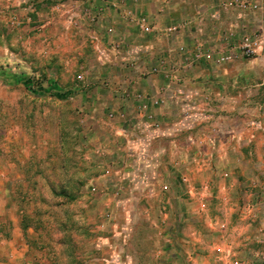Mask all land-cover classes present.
<instances>
[{
	"label": "rangeland",
	"instance_id": "374dc122",
	"mask_svg": "<svg viewBox=\"0 0 264 264\" xmlns=\"http://www.w3.org/2000/svg\"><path fill=\"white\" fill-rule=\"evenodd\" d=\"M98 1L0 0V243L22 222L35 264H134L153 230L165 264H264V40L240 53L245 33L264 36V0H147V36L108 33L111 5L82 31L69 21ZM145 41L147 64L125 52ZM160 57L169 71L149 73ZM178 87L198 91L206 115L181 130ZM143 102L159 127L136 142ZM215 218L226 228L211 229Z\"/></svg>",
	"mask_w": 264,
	"mask_h": 264
},
{
	"label": "built area",
	"instance_id": "2783aa9c",
	"mask_svg": "<svg viewBox=\"0 0 264 264\" xmlns=\"http://www.w3.org/2000/svg\"><path fill=\"white\" fill-rule=\"evenodd\" d=\"M136 0H133V2L131 3L133 6H125V2L126 0H112L111 2H109L108 0H101L100 3L95 5V12H92L89 9H84L81 10V14H75V12H70L71 11V7L69 8V21H73V24L75 25L76 28H78L79 30H83L86 29V24H97L99 21H103L104 16L106 15V9L105 6L107 5H111L114 10L119 12V17L122 20V22L124 24H131L134 27H136L140 33L142 34H147V31H151V27L149 26V21L147 20V14H145L144 12H138L136 10V8L134 7L135 5H137V3L135 2ZM235 5L240 9H248L250 8V2L248 0H230V1H225L223 0L222 2H217V6H222L223 9L227 8L229 5ZM57 9H59V6H56ZM262 8V7H261ZM264 8V6H263ZM216 14L214 13L213 16H215ZM190 22H188L186 19H182L179 21H176L174 23H171L166 30L170 33H179L180 31H182L187 25H189ZM105 29L106 31L109 33H114V31L116 30L115 27V23H107L105 25ZM91 37L92 39L95 40V50L99 56V58L101 57H105V49L102 45L101 40H99V38L97 37L96 33L94 31H91ZM227 38V36H224ZM264 40V36L263 34L258 35V33L256 34V32L253 33L252 37H248V35L245 33L240 41V53L242 56H252L254 55L258 49H260L262 47V42ZM123 43V42H122ZM199 45H201V43L197 42V45H195L196 48V52H195V56L199 57L202 52L199 49ZM115 46V45H113ZM117 47H121V43L117 42L116 44ZM115 46V47H116ZM184 47V46H183ZM182 46H180V49L183 48ZM128 54H133V57H136L138 60H141L143 56L144 58L147 57V46L144 45H140V46H135L133 48H128L126 51ZM205 55V58H209L211 56V53L207 52ZM228 57L224 56V55H220L217 57V61H224L226 60ZM168 67H167V62L164 58H159V59H155L154 62L150 65L149 68V73H159V72H167ZM141 71L147 75V66L145 68H142ZM169 71V70H168ZM78 79H83V74H78L77 75ZM174 78L176 79V83H178L177 81H180L181 78L174 76ZM184 90H182L180 87H178L176 89L175 94L179 95L181 94L182 99L186 102L183 105H178L179 109L181 110V113L178 115L177 120H181V124L180 127L176 126L177 123L175 124V129H183V128H187V126L185 125L184 121H199L202 120L204 117H206V115H204L203 113L200 112V108L198 105V91H195L193 96L191 91L186 92L185 95L183 94ZM143 100V99H142ZM159 103V100L157 98L151 100V104L153 105H157ZM146 109H147V102H143L141 104V108L140 111L142 112V117L144 118V121L141 120V122L143 125L142 128V132H139V136L136 139V142H145L147 140V138H150L152 131H157L156 129L159 127V124L157 123H147V118H151L152 116L150 114L147 115L146 113ZM147 124L150 126L152 125L151 128H147ZM194 126L193 124L190 126L192 127ZM139 127V126H138ZM170 129V128H169ZM148 132V133H147ZM161 133H166V132H161ZM188 139L190 141H193V137L191 135H188ZM209 141H212V138L209 137L208 138ZM147 146L141 147L140 149H144L146 150ZM230 264H250V260H238V259H233Z\"/></svg>",
	"mask_w": 264,
	"mask_h": 264
},
{
	"label": "crops",
	"instance_id": "0c3cea01",
	"mask_svg": "<svg viewBox=\"0 0 264 264\" xmlns=\"http://www.w3.org/2000/svg\"><path fill=\"white\" fill-rule=\"evenodd\" d=\"M101 1V0H100ZM100 1H98V3H100ZM132 0H126L125 4L126 3H131ZM139 5V4H138ZM136 6V9L137 7H139V11L140 12H146L147 14V0H144V2H142V4L140 6ZM110 7V5H107L105 6V9L107 7ZM135 7V6H134ZM114 9V8H113ZM107 12V10L105 11ZM116 17L118 18L119 16V12L117 11V14H115ZM118 15V16H117ZM104 17H107V14L104 16ZM105 23V25L107 23H115L117 24V26H119L121 28V26H124V28H122V32L121 34L122 35H129L130 32L127 30L128 28L126 27L127 25H125L122 20L120 19H112V20H109V19H106L105 21H103ZM130 28H135V27H130ZM91 29H94V31L97 29L96 28H91ZM131 31V30H130ZM98 33V32H97ZM141 34V33H140ZM147 36V34H142V36ZM141 36V35H140ZM104 39V38H103ZM104 41V40H103ZM143 45L144 46H147V41L143 42ZM126 52V51H125ZM143 59L141 60L143 64H147V57L144 58L142 57ZM143 68H145L143 66ZM262 170L260 171L261 173V176L259 177L260 179V182H263L264 181V164L261 168ZM242 177V175H241ZM7 204H5L6 206ZM200 207H204L202 205H200ZM249 224V223H248ZM24 224L21 222V224L19 223V226H18V229L20 228L21 229V234L16 232L15 235H17V237L15 236H11V237H7L6 239H4L3 241H1L0 243V264H35V262L33 261H29V259H27V255L28 253L30 252V245L26 239V234H24V231H27L29 227H24L23 226ZM222 226L223 228H226V224L224 222H219V220H217L216 218L215 219H211L209 220L208 222V226L211 228V229H215V228H218L219 226ZM248 226V225H246ZM27 229V230H26ZM141 231V230H140ZM146 231V230H144ZM144 231H141V233H143ZM156 234H157V231H156ZM153 235V230H149L147 232H144V235H146L143 239H140V242L139 245H138L136 248V251L137 250H144L146 253H145V259L143 262L139 263V261L137 260H134V264H165V262H163V260H161L162 256H158L157 257V253L160 255V252L157 251L159 250V248H161V246H157L155 245L156 243H158L156 240H152L154 239L155 235ZM159 237L160 234L158 235ZM19 237V238H18ZM99 242H97L96 245H94V249H98V248H101V245L98 244ZM99 245V246H98ZM214 245V244H213ZM135 251V252H136ZM151 251H152V254H151ZM150 255V258L148 257V254ZM1 254L3 256H1ZM82 263H87L88 261L87 260H84V261H81ZM132 262V263H133ZM151 262V263H150ZM68 264H74V263H69V261H67Z\"/></svg>",
	"mask_w": 264,
	"mask_h": 264
},
{
	"label": "trees",
	"instance_id": "16d2710c",
	"mask_svg": "<svg viewBox=\"0 0 264 264\" xmlns=\"http://www.w3.org/2000/svg\"><path fill=\"white\" fill-rule=\"evenodd\" d=\"M24 227H26V225H23Z\"/></svg>",
	"mask_w": 264,
	"mask_h": 264
}]
</instances>
